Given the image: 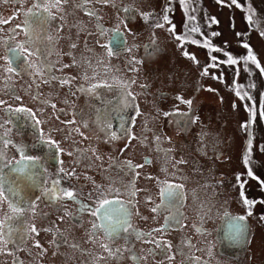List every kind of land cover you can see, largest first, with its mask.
Masks as SVG:
<instances>
[{
    "label": "flooded vegetation",
    "instance_id": "1",
    "mask_svg": "<svg viewBox=\"0 0 264 264\" xmlns=\"http://www.w3.org/2000/svg\"><path fill=\"white\" fill-rule=\"evenodd\" d=\"M36 2L0 0V21H4L0 22V101H4L0 104V153L4 158L0 166L5 162L14 165L22 145L25 154L41 158L34 181H19L24 211L18 215L10 212L8 216L14 219L1 220L6 227L0 229L4 233L0 252L11 251L9 264H24L25 260L27 264H255L252 247L257 235L264 240V229L243 221L245 234L232 239V218L255 217L264 202V180L260 174L259 184L256 178L247 180L250 186H257L251 215L245 214L238 200L223 199L221 187L214 183L232 170L223 172L224 163L214 160L219 154L208 152L199 140L204 124L196 103L203 102L205 95L213 97L214 91H209L210 75L203 76L197 66H203L213 52L205 39L207 49L193 43L199 42L193 27L184 35L188 13L180 0H61L55 7L56 0H40L55 17L40 25L49 67L43 75L9 73L4 59L9 55L7 49L27 39L16 26L23 25L25 13ZM217 7L236 11L232 0H208V4L203 0L204 21ZM157 23L163 27H156ZM171 25H175L174 32L169 31ZM240 30L245 31L243 20ZM254 32L263 40L262 31ZM238 40L245 43L241 36ZM65 80L68 82L63 83ZM104 83L112 87H101L95 94L79 91ZM66 92L79 98L80 105L79 110H68L74 123L65 122L62 128L49 123L47 115L52 105L49 100ZM127 92L133 94L134 102H128ZM223 102L232 109L241 136V152L233 156L234 172L244 170L242 161L249 147L261 167L264 154L255 144L252 147V140L262 131L258 117L255 128L242 127L247 118L237 98L229 92ZM18 107L31 109L41 123L37 126L24 114L8 111ZM40 129L44 141H57L63 151L39 142ZM109 133L118 138L111 139ZM147 135L166 137L171 149L177 150L180 145L172 143V137L189 145L194 141L196 152L208 156L206 184L198 183V170L172 164L184 152H101L102 141L109 145L117 139L144 141ZM155 160H159L158 166ZM129 161L136 163L133 170L127 166ZM2 174L7 181L20 175L10 168H3ZM169 185L183 187L172 195L162 194ZM54 186L71 190L76 199L53 198ZM105 199L111 203L103 204ZM109 223L118 229L111 240L104 231ZM262 249L259 247L258 255ZM13 250L18 252L15 256ZM4 257L0 264H5Z\"/></svg>",
    "mask_w": 264,
    "mask_h": 264
},
{
    "label": "rangeland",
    "instance_id": "2",
    "mask_svg": "<svg viewBox=\"0 0 264 264\" xmlns=\"http://www.w3.org/2000/svg\"><path fill=\"white\" fill-rule=\"evenodd\" d=\"M206 4H208V0H204ZM235 4H233L235 12L232 10H224L221 7L214 8L212 13L207 21H204V10L202 8L203 0H185L183 11L184 13H188V25L189 27L198 28L199 30L195 33L198 39L197 45L199 47L203 45V40L205 39L209 42V49L213 52L212 56H209L207 61L203 64V66L198 65L197 69L206 76L207 74L211 77V89L214 91L213 97L210 95L208 97L203 98V102H197V107L200 108V113L202 115V124L203 128L200 132L199 140L206 147L208 152H215V154H219V159H214L215 164L219 162L224 163V171L230 172L229 174L221 175L218 179H215V184L221 187L219 191L223 193V199L233 202L234 200H238L245 214L247 215L249 211H253V205L251 208L246 206L243 203V198L241 197V189L239 187V183L237 181V175L240 174L241 182H244V186L249 178L247 175L248 167L245 166L244 162V170H239L234 172V169L237 167L234 164V152H241V136L239 131L236 129L235 124V115L229 106L225 107L224 104V96L226 93L231 92L234 98H237V102L239 103V107L243 109L244 115L247 118L246 122L249 121V111L245 109V105L247 104L248 109L255 111V116L252 119L251 127L252 129L258 125L255 117H258L261 125V130L257 134L255 141L252 140V147L255 144L258 147L262 154V148H264V117L261 119V110L264 108V74L261 73L259 69L255 67V64L249 60L247 64L244 62V57L247 54V51L244 47H242L238 37H243V42L250 45V49L252 53L257 57V60L262 68H264V36L263 40L259 37L257 33H264V0H238ZM215 4L216 1H214ZM222 15V17H219ZM240 16L242 19H240ZM248 17H251L252 27L250 29ZM212 18H215L216 22H212ZM241 20L244 21L245 31L240 30ZM186 21V18H185ZM254 30V31H253ZM213 33H217V35H213ZM239 33V35H237ZM202 34V35H201ZM208 48V46H207ZM206 48V49H207ZM219 49L216 51L215 49ZM232 56L233 59L237 61L235 65H229L226 63L227 55ZM216 57L220 62L216 67H212L210 63V57ZM262 61V62H261ZM208 67V73L204 74L203 70L205 67ZM237 70L239 71V75L237 78ZM181 72V70H180ZM246 74V79L239 80L240 76ZM213 77H219L220 79H216ZM256 85L252 86L254 84ZM110 83L116 84L114 81H109ZM118 85V84H117ZM158 88H161V84H158ZM62 90H65L64 88ZM237 91L244 95L245 98L241 100L235 94ZM247 93V95H245ZM251 96V100L247 97ZM69 100V102H68ZM231 101V99H228ZM253 101L255 102V108L253 109ZM52 103L49 113L47 115L48 122L57 123L56 126L62 127V124H66L65 122L70 121V114L68 110L74 107L76 110H79L80 99L72 98L69 95V92L61 94L60 98L49 100ZM201 104L204 106L201 108ZM53 105L55 107H53ZM261 107V108H260ZM64 109L65 111H61ZM152 110V107L150 106ZM210 114V116H209ZM168 128V125H165ZM56 131V130H55ZM53 131V132H55ZM248 137V129L245 131V138ZM158 138V139H157ZM172 143L175 145H180L175 149H171L172 144L167 142V138L163 136H157L156 138L147 135L143 140H133L132 138L123 141L122 139H117L114 144H106L102 141L104 150L101 152H184L183 156H178L175 160L172 161V164L176 166H187L191 169L198 170V183L200 185H205L206 180L208 179V175L205 171V162L208 161V156L205 152H196L197 145L193 141L190 145L188 141L181 140L178 138H171ZM72 145L73 142H70ZM130 145V147H128ZM251 147V148H252ZM24 149V146H21ZM167 148H170L169 150ZM93 151V150H88ZM87 151V152H88ZM230 157V160H228ZM193 160H196L192 163ZM155 165H159V160H155ZM262 166L260 167L256 162L254 156L250 152L249 155V167L254 174V177L257 179L259 184V178L262 177L264 180V155L262 157ZM143 163V162H142ZM136 165V163H133ZM238 166H242L239 164ZM260 174V177L257 176ZM247 189V195L244 193V197H246L249 201H253L257 196V186L249 185ZM264 185V184H263ZM244 188V187H243ZM261 195L259 200L263 197L261 187L259 185ZM217 191V192H219ZM260 204V202H259ZM11 210L8 207V204L4 205L2 200H0V221L2 218L8 217ZM264 202L259 207V210L255 217H246L244 222L247 224H253L257 227V229H264ZM258 224L260 226H258ZM259 247H264V240H261V236L257 235L255 238V242L252 247L254 262L255 264H264V249L260 255H258ZM18 252L16 250L12 251V255L15 256ZM6 255H3L0 252V263L2 262V258L4 257V263L9 264L12 262V258L10 259L11 251L9 249L6 250ZM263 256V258H262ZM26 263V260L24 261Z\"/></svg>",
    "mask_w": 264,
    "mask_h": 264
},
{
    "label": "snow or ice",
    "instance_id": "3",
    "mask_svg": "<svg viewBox=\"0 0 264 264\" xmlns=\"http://www.w3.org/2000/svg\"><path fill=\"white\" fill-rule=\"evenodd\" d=\"M15 2H19V0H15ZM65 3H67V0H64ZM103 2H106V0H103ZM171 2V0H169V3ZM61 3V0H56V3L53 4L52 6L55 7L58 4ZM181 6H182V10L184 7V3L185 0H180ZM232 3L235 4L236 0H232ZM36 9H41V11H36ZM165 13L168 12V7L166 6L164 9ZM50 19H55L54 16L51 15L50 10L48 8V6L42 2H40V0H37L36 3L33 4V7L31 9H29L26 13H25V20L23 25H17L16 27L19 28L21 31L24 32L25 36L27 37V39H25L22 42H17L15 46H9L7 51L9 53V55H6L4 57L5 60L8 61L9 66L7 67L6 71L9 73H12L14 71L16 72H23V73H28L30 75H43V73L47 70V68L49 67V65L47 64V61L45 59L46 57V52L43 48V37L40 35V31H42V29H40V25L46 23L48 20ZM164 21H169V17L167 14L164 15L163 17ZM248 22H249V26L250 29L252 27L251 24V17H248ZM188 17L186 16V21L184 24V35H186L188 33V29H189V25H188ZM0 22H4V21H0ZM212 22H216L215 18H212ZM156 27H163L162 24L157 23L155 25ZM198 28H193L192 31L196 32L198 31ZM103 31V30H102ZM170 32H174L175 31V25H171V27L169 28ZM202 35V34H201ZM213 35H217V33H213ZM239 35V33L237 34ZM262 36H264V33H261ZM14 39V37H13ZM49 40L51 39L50 37L48 38ZM177 40L181 39V35H177L176 36ZM193 43H198L197 41H193ZM242 47H244L247 51L246 56L243 58L245 64H247V62L249 60H251L254 64L255 67L257 69H259L261 71L262 74H264V68H262L257 60V57L252 53L251 49H250V45L247 43H243L241 45ZM73 47H75V45H73ZM216 51H219V49H215ZM109 55H111V51H109ZM184 55L187 57L189 56V53L185 52ZM227 55V61L226 63L229 65H235L237 63V61L235 59L232 58L231 55L226 54ZM30 57H36L35 60H31ZM194 58V56H193ZM210 63L212 67H216L218 63H220L216 57H210ZM17 65L16 68H14L12 65ZM64 67H68V65H64ZM204 74L208 73V67L206 66L203 70ZM239 75V71L237 70V78ZM87 79V77H85ZM216 79H220L219 77H213ZM47 82V81H45ZM63 83H67L68 81H62ZM111 88V85H108L106 83L104 84H95L93 85L91 88L88 89H84V88H80L79 91L82 92H87V93H91V94H95L96 91L101 88ZM121 87H125L124 85H121ZM209 91H212V89H209ZM237 95V97H239L241 100H243L245 98L244 95H241V93L239 91H237L235 93ZM127 97H131V100L128 101L129 103L134 102L135 97L133 96V94L131 92H127L126 93ZM245 95H247V93H245ZM249 100H251V96L247 97ZM4 101H0V104H3ZM186 103H188L189 105L191 104V101H187ZM125 107L127 106V104L124 105ZM53 107H55L53 105ZM235 107V105H234ZM255 108V102L253 101V109ZM245 109L249 111V121L246 122L245 125H242V127H250L251 126V122L252 119L255 116V111L254 110H250L248 109L247 104L245 105ZM9 112H15L16 114H24L25 116H27L29 119L33 120L35 125H39L41 122L35 118V113L32 112L31 109H27L25 107H18L16 109H8ZM261 116L264 117V108H262L261 110ZM67 123H74V121H69ZM85 127H87V125H84ZM81 135H83V133H81ZM109 136L111 139H116L118 137H112L111 133H109ZM158 139V138H157ZM38 141L41 143H45L46 146L52 148L55 147L57 151H63L62 149L58 148V142L51 140L49 138L48 141H44L43 140V130L40 129L39 130V136H38ZM251 144V141H249V145ZM18 151L20 152V159L19 160H15L14 165L12 164V162H5L3 163L2 166H0V200H7L8 201V207L11 210V212L13 214H21L24 211V204H23V185L22 183H20V179L23 178L27 181H34V177L36 175H38V173L35 171V169H37L38 167H40V157L39 156H31V155H27L25 154L24 150L21 148H18ZM262 151H264V148H262ZM249 155H250V147L248 149L245 150V154L243 157V162L245 164L246 167H248V171H247V175L251 178H255L253 172L251 171L250 167H249ZM3 154L0 153V161H3ZM145 163H150V161H145ZM127 166L130 170H133V165L131 164V162H127ZM140 167V166H137ZM3 168H10V170L14 173H19L20 175L18 176L17 180H13V181H7L4 177V175L2 174L3 172ZM237 181L239 183V187L241 189H243L244 187V182H241V177L240 174L237 175ZM56 182H54L55 185ZM7 185V186H6ZM182 185H169L167 186L165 189L162 190V194L164 192H167L169 195H172L173 191L175 189L178 188H182ZM53 198H61V196L63 197H67L69 199H73L75 200L76 197L74 195V193L71 190L68 189H60V188H56L55 186L53 187V189L51 190L50 193ZM241 197L243 198V203L248 206L249 208H251V206L255 203L254 201H249L246 197H244L243 191H241ZM44 195H49V192H45ZM111 202L108 200H104L103 204H110ZM103 204L101 205V207H103ZM29 207H31L32 205L29 204ZM83 207V206H82ZM98 211V209H97ZM93 216L96 215V211H93L91 213ZM249 215H251V211H249L248 213ZM15 216H8L5 219L6 220H11L14 219ZM105 219H108V217L106 216ZM261 219H264V217H261ZM245 220V217H235L232 218V239H239L241 238L245 232H246V225L243 223V221ZM125 223H127L125 221ZM117 225H120L121 227H123V225L121 224L120 221L116 222ZM6 225L4 224L3 221H0V229L5 228ZM93 227L95 228L96 225L94 224ZM130 227V225H129ZM33 231H35V228L33 227L32 229ZM125 231H127V228L124 229ZM104 231L106 234V238L108 239H112L114 234L117 233L118 229L116 227V225H113L111 223H109L107 226L104 227ZM4 239V233L2 231H0V240ZM107 247V246H105Z\"/></svg>",
    "mask_w": 264,
    "mask_h": 264
}]
</instances>
